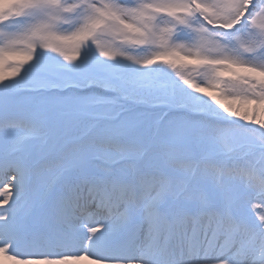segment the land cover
Returning a JSON list of instances; mask_svg holds the SVG:
<instances>
[{
    "label": "snow or ice",
    "instance_id": "6c2138e0",
    "mask_svg": "<svg viewBox=\"0 0 264 264\" xmlns=\"http://www.w3.org/2000/svg\"><path fill=\"white\" fill-rule=\"evenodd\" d=\"M0 264H264V0H0Z\"/></svg>",
    "mask_w": 264,
    "mask_h": 264
}]
</instances>
